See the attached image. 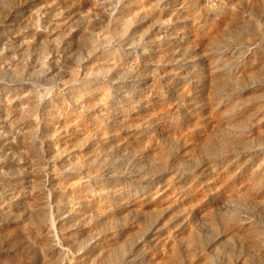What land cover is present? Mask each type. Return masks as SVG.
Returning <instances> with one entry per match:
<instances>
[{
	"label": "rangeland",
	"instance_id": "obj_1",
	"mask_svg": "<svg viewBox=\"0 0 264 264\" xmlns=\"http://www.w3.org/2000/svg\"><path fill=\"white\" fill-rule=\"evenodd\" d=\"M192 1L195 11L191 13L181 7V0H159V6L153 9L161 16L159 19L149 13L125 29L116 16L121 0H108L104 7L107 19L91 27L97 47L86 48L91 41L78 43L72 35L61 38L54 46L48 41L44 45H13L10 40L16 35L62 30L44 23L39 8L46 0H0V64L9 65L0 67V95L33 97L30 114L33 122L40 124L49 118L48 112L53 109L50 106H60L61 99L74 116L95 114L101 118L104 109L98 104L100 91L95 90L103 86L120 115L130 112L141 117L136 124L127 122L125 117L129 115L106 120L109 135L125 140L156 139L165 162L158 169L149 150H131L130 145H116L115 149L98 133L86 136L76 148L61 155H48L43 150L41 159L53 174H64L62 177L69 179L77 176L90 185L98 177L103 186L116 185L128 194L136 188L167 182L177 192L196 184L205 190L211 209L207 221L194 214V202L186 203L180 211L165 207L104 217L75 200L55 203L54 193L49 191L44 227L52 234L54 250L40 246L34 236L32 241L12 223L15 219L2 215L0 264H155L149 255L155 254L156 245L164 237L185 232V228H191L203 245L193 253L194 258L202 252L209 257V264H264V256L253 253L233 236L227 224L236 220L246 225L254 238L264 243V203L245 195L239 198L241 183L217 178L216 170L207 161L208 152L181 140L192 136L200 142L216 127L217 139L210 146L214 159L234 171L239 167L248 172L260 168L264 179V141L257 142L264 137V0ZM168 2L176 4L174 14L165 13ZM23 11L33 13L32 28L17 27L14 18ZM51 18L58 20L61 15ZM86 26L74 20L71 33ZM118 27L124 29L123 33H115ZM106 50L114 53L107 57L122 61L129 73H101L97 57ZM36 59L40 61L37 64ZM53 59H57L56 64ZM69 68L75 69L77 81L68 83L65 71ZM81 89L84 91L77 96L78 105H74L72 92ZM162 106L166 109L159 114ZM242 116L244 125L227 128L229 122L237 123ZM235 135L244 142H233L229 149H223V140ZM36 140L41 148L48 141L41 131H37ZM90 146L94 147L92 151L106 155L99 160V166L105 165L97 175L79 173L80 169L71 165L61 167L62 160L70 162L76 156L81 160ZM230 149L231 153L226 154ZM85 159L83 169L91 167ZM52 173L47 170V179ZM231 188L235 190L232 200H223ZM94 191L101 195L103 190ZM211 194L217 195V204ZM20 217L23 226L30 221L25 215ZM33 222L36 223L34 219ZM182 253L180 264H188L189 259Z\"/></svg>",
	"mask_w": 264,
	"mask_h": 264
},
{
	"label": "bare ground",
	"instance_id": "obj_2",
	"mask_svg": "<svg viewBox=\"0 0 264 264\" xmlns=\"http://www.w3.org/2000/svg\"><path fill=\"white\" fill-rule=\"evenodd\" d=\"M107 2L108 0H46V3L39 8L44 23L53 29L62 31L53 34L37 32L34 36L32 31L31 35H16L12 37L10 42L18 47H26L39 43L44 45L48 41L54 46L61 38L72 35L78 43L91 41L92 43L88 44L86 48L97 47L94 42L95 32L91 27H95L97 22L107 19V13L104 9ZM159 3V0H121L118 15H116L118 16L117 20L126 29L131 26L135 19L149 13L154 19H159L161 16L153 12L154 7L159 6ZM175 5L174 2L166 3L165 13L174 14ZM180 5L184 10L191 13L195 11V3L192 0H181ZM56 15H61V18L58 20L51 18ZM14 20H16L17 27L32 28L34 16L33 13L23 11L18 13ZM74 20L84 22L87 26L83 30L71 33L70 26ZM123 31L124 29L118 27L115 33L121 34ZM103 52L97 57V66L101 69V73H111L114 76L129 73V67L122 61L107 57L108 53L111 55H114V53L109 50ZM56 60L53 59L52 63L56 64ZM36 62L40 61L36 59ZM3 66L8 67L9 65L0 64V67ZM65 72L68 83L78 80L75 69L69 68ZM83 91L81 89L72 92L75 95L71 97L74 105H78L77 96ZM95 91H100L98 104L104 109L101 118L95 114L74 116L66 107L65 101L61 99L60 106L55 107L56 104L50 106L53 109L52 112L50 110L48 112L49 118H46L47 121L40 124L33 122V116L30 114V110L33 108V97L22 95L15 97L9 93L0 95V216L15 219L12 223L20 226L26 234L32 237V241L34 236L35 241L40 246L45 249L52 248V250H54L52 234L48 228L44 227L49 191L54 193L53 200L55 203H58L59 200H75L104 217H121L127 212L160 211L165 207L178 208L177 210L180 211L186 203L194 202V214L202 217L200 219L203 221L210 219L211 209L207 204L208 200L205 198V190L196 184L184 189L180 188V191L177 192L172 184L167 182L160 186L136 188L130 194L120 190L116 185L103 186L100 179L94 176L99 173L100 168L104 169L105 163L99 166V160L105 159L106 155L98 150L97 152L92 151L93 146L85 148V157L81 160L76 156L70 162L62 160L60 164L61 167L71 165L73 168L80 169L77 170L79 173L94 177V182L91 185L80 181L77 176H72L73 178L69 179L62 177L64 174L52 173V168L44 163L43 157L41 159V155L44 154L43 150L48 155H61L67 150L76 148L77 144L86 136L98 133L106 137L103 139H106V143L115 149L116 145L120 148H127L130 145L131 150H149L150 154H153L154 160L157 161L156 163L153 162L154 167L158 169L165 163L163 162L164 156L161 154V146L156 139L146 138L141 140L137 137H131L125 140L120 136L109 135V131L106 130L107 126H105L106 120L112 118L116 120L117 117L123 119V115H129L125 117L127 122L131 121L136 124L140 122L139 118L141 117L137 114L131 115L130 112H123L120 115L119 110L112 107V103L107 99L103 86L98 87ZM61 98H64V96ZM90 100L92 102L94 98ZM58 101L59 98H57ZM165 109L163 106L159 107L158 113L160 114ZM245 123L246 121L242 116L237 123L229 122L227 128L240 127ZM215 129L209 135L200 139V142L194 140L192 136H183L181 140L193 143L199 146L201 150L208 152L207 161L216 170L217 178L228 182L238 180L241 183L238 190L240 192L239 198L245 195L252 201L256 200L264 203V179L260 168L251 169L248 172L239 167L238 171H234L228 165L221 166L219 160L214 159L215 155L210 150V146L214 145L217 139ZM37 131H41L43 139L48 140L45 142L44 148H41L37 143ZM262 141H264V137L257 139L258 143ZM233 142L242 144L244 139L239 135H235L232 139H224L222 148L229 149ZM231 151L232 149L228 150L226 154H230ZM79 154L82 156L83 152L80 151ZM83 159L88 161V165H91V167L88 166L87 169H83L81 165ZM47 170L52 173L49 179H47ZM95 188L103 190L102 194H97L94 191ZM233 193H235L233 188L228 189L222 199L232 200ZM212 196L214 195L211 194V198ZM214 200V204H217L219 200L217 195L214 196ZM22 215L30 220L27 221L28 223L25 226L20 224V216ZM33 219L39 225L33 222ZM227 224L230 226V233L233 236L243 241L253 253L264 256V243L257 241L246 225H239L236 220L229 221ZM185 229L183 233L164 237L162 242L156 245L155 254L151 253L149 255L150 260L155 264H180L182 252L184 251V255L189 259L187 260L188 264H209V257L202 252L199 253L197 258H194L193 253L202 248L203 245L191 228ZM126 236H128L127 233L123 235V238L126 239ZM118 245L117 243L113 244V246Z\"/></svg>",
	"mask_w": 264,
	"mask_h": 264
}]
</instances>
